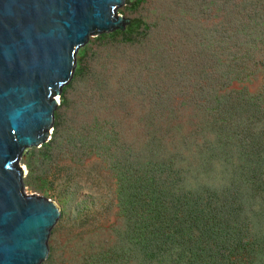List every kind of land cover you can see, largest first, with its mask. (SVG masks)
Returning a JSON list of instances; mask_svg holds the SVG:
<instances>
[{"label":"rangeland","instance_id":"obj_1","mask_svg":"<svg viewBox=\"0 0 264 264\" xmlns=\"http://www.w3.org/2000/svg\"><path fill=\"white\" fill-rule=\"evenodd\" d=\"M133 2L124 0L119 15L129 22L141 20L146 31L140 25L126 40L121 35L88 40L82 59L75 60L80 73H73L68 82L63 104L58 98L52 125L53 134L56 124V134L40 151L19 158L24 191L54 201L60 211L43 264H156L145 242L137 253L121 248L128 240L121 241L120 232L128 228L117 198L118 177L126 171L125 179L150 177L145 172L150 121L165 127L163 136L179 148L187 137L206 134L203 107L193 119L200 94L205 96V108L220 103L214 106L217 125L227 121L221 104L229 107L232 99L239 103L242 97L264 94V37L240 35L244 29H239L236 51L227 39L220 42L215 32L219 23L227 22V4L219 10L214 1L141 0L135 7ZM202 6L207 9L203 15L198 10ZM230 16L234 18L231 12ZM221 84L222 89H213ZM157 92L165 93L163 98ZM155 115L162 119L157 122ZM195 121H200L199 127ZM261 124L254 127L253 139L264 142V134L258 135ZM199 139L189 140L202 142ZM135 156L143 160L142 166L134 165ZM218 173L214 170L210 177ZM234 175L235 188L245 186L244 174ZM257 176L262 182L264 170ZM222 177L199 179L218 189ZM140 229L144 233V226ZM131 253L135 254L126 260Z\"/></svg>","mask_w":264,"mask_h":264},{"label":"trees","instance_id":"obj_2","mask_svg":"<svg viewBox=\"0 0 264 264\" xmlns=\"http://www.w3.org/2000/svg\"><path fill=\"white\" fill-rule=\"evenodd\" d=\"M211 1L219 10L228 5L227 22L219 23L215 30L220 42L227 39L237 51L239 29H244L240 35L264 37V0H203L202 3L212 4ZM140 2L134 0L133 7ZM198 10L201 15L207 11L206 6ZM140 25L143 31L148 28L141 20L132 19L124 30H115L108 35H121L126 40V36ZM229 31L233 34L227 36ZM82 56L83 51L79 53V59ZM79 73L77 67L74 76ZM67 86L61 91L59 104L65 101ZM215 88L222 89L223 85L213 86ZM162 94L165 93H156L161 97ZM199 97L201 104L193 119L198 118L200 107H203L202 127L206 134L187 137L179 148H175L167 135L163 136L166 128L160 129L161 126L151 120L152 133L146 150L149 171L145 170L149 179L142 176L125 179L127 171L118 177L119 213L128 228L122 231L124 236L120 232L121 241L128 240L121 248L128 253L135 249L137 253L143 251L145 242L155 256L156 264H264V180L260 182L257 176L264 170V142L254 140L252 132L264 118V94L255 98L242 97L244 100L239 103L232 99L229 107L221 104L222 111L227 114L224 125L216 124L220 119L214 106L218 107L220 103L205 108V96L200 94ZM242 103L244 108H239ZM155 118L157 122L162 119L156 115ZM196 122L200 121L194 123L199 127ZM261 127L263 130L258 135L264 134V124ZM55 134L56 124L52 135ZM199 136L202 142L189 140L199 139ZM142 161L135 156L134 165L142 166ZM217 169L219 173L211 178V173ZM237 171L244 174L246 182L245 186L235 188L237 176L234 173ZM201 175L211 181L223 176L222 184L218 189L205 186L199 179ZM247 178L252 180L251 184ZM141 225L144 233H141ZM135 253L128 254L125 259L129 260Z\"/></svg>","mask_w":264,"mask_h":264},{"label":"water","instance_id":"obj_3","mask_svg":"<svg viewBox=\"0 0 264 264\" xmlns=\"http://www.w3.org/2000/svg\"><path fill=\"white\" fill-rule=\"evenodd\" d=\"M123 2L0 0V264L47 257L59 207L24 191L19 158L50 139L57 99L88 40L125 29Z\"/></svg>","mask_w":264,"mask_h":264},{"label":"clouds","instance_id":"obj_4","mask_svg":"<svg viewBox=\"0 0 264 264\" xmlns=\"http://www.w3.org/2000/svg\"><path fill=\"white\" fill-rule=\"evenodd\" d=\"M129 3V2H128ZM23 176H25V171H24V174H23Z\"/></svg>","mask_w":264,"mask_h":264},{"label":"bare ground","instance_id":"obj_5","mask_svg":"<svg viewBox=\"0 0 264 264\" xmlns=\"http://www.w3.org/2000/svg\"><path fill=\"white\" fill-rule=\"evenodd\" d=\"M57 101H58V99H57ZM24 169V168H23Z\"/></svg>","mask_w":264,"mask_h":264}]
</instances>
